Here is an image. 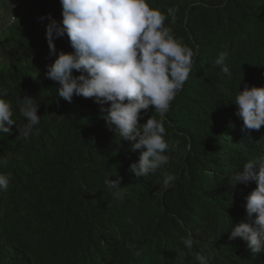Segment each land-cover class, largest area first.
I'll return each instance as SVG.
<instances>
[{
	"label": "trees",
	"instance_id": "obj_1",
	"mask_svg": "<svg viewBox=\"0 0 264 264\" xmlns=\"http://www.w3.org/2000/svg\"><path fill=\"white\" fill-rule=\"evenodd\" d=\"M146 2L194 56L163 117L169 162L136 177L129 168L141 150L106 123L92 98L65 101L46 74L61 51L73 52L66 34L50 52L48 20L40 19L60 22V0H11L17 22L0 32V98L15 121L0 133V159L7 160L0 174L10 178L0 191V264H200L197 256L207 264H264V251L229 239L235 224L247 222L246 197L257 186L233 185V177L245 163L264 161V125L242 131L234 104L245 85L264 87V0ZM221 53L231 75L214 63ZM25 95L41 117L28 140L19 135ZM141 112L139 124L161 119L153 106ZM166 175L176 177L168 187ZM116 176L118 190L105 183Z\"/></svg>",
	"mask_w": 264,
	"mask_h": 264
},
{
	"label": "clouds",
	"instance_id": "obj_2",
	"mask_svg": "<svg viewBox=\"0 0 264 264\" xmlns=\"http://www.w3.org/2000/svg\"><path fill=\"white\" fill-rule=\"evenodd\" d=\"M62 20L57 22L50 14L40 17L48 20L46 40L50 52H55L54 39L68 37L73 52L61 51L55 61L47 66V76L59 83L58 96L71 102L74 95L92 98L100 106L102 118L115 126L120 137L133 142L132 150H141L139 159L130 165L129 171L136 177L156 172L169 162L165 154L169 144L164 139L163 117L192 71L194 52L177 41L171 29L164 26L165 14L150 8L146 0H60ZM15 7L11 0H0V17L15 23L12 14ZM175 19V10L168 9ZM227 53H221L214 61L225 74L231 75L225 65ZM76 70L79 75L73 76ZM20 113L27 123L19 130L22 139L28 140L40 124L38 103L25 95L19 97ZM110 102V103H109ZM234 104L236 115L242 119L245 130H259L264 125V87H248L238 91ZM105 105H108L105 108ZM153 106L161 119L148 118L139 124L141 110L147 112ZM12 105L0 98V133H9L15 124ZM7 160L0 159V166ZM259 165V170L254 167ZM176 177L166 175L163 181L168 187ZM253 180L256 188L246 197L247 222L232 227L229 239L237 237L247 243L252 253L264 251V161H249L233 177V185ZM105 183L111 189H120L121 178L109 177ZM10 186V178L0 174V191ZM115 195L121 196L117 191ZM255 214V216H253ZM191 249V236L184 240ZM139 256V251H134ZM200 264H207L197 256Z\"/></svg>",
	"mask_w": 264,
	"mask_h": 264
},
{
	"label": "rangeland",
	"instance_id": "obj_3",
	"mask_svg": "<svg viewBox=\"0 0 264 264\" xmlns=\"http://www.w3.org/2000/svg\"><path fill=\"white\" fill-rule=\"evenodd\" d=\"M6 24H8L7 17L6 16L0 17V32L3 29V26H5Z\"/></svg>",
	"mask_w": 264,
	"mask_h": 264
}]
</instances>
